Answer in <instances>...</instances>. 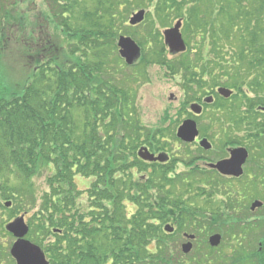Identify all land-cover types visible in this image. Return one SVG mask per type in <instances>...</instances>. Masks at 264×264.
Returning a JSON list of instances; mask_svg holds the SVG:
<instances>
[{
  "label": "trees",
  "instance_id": "obj_1",
  "mask_svg": "<svg viewBox=\"0 0 264 264\" xmlns=\"http://www.w3.org/2000/svg\"><path fill=\"white\" fill-rule=\"evenodd\" d=\"M28 1L0 0V210L12 202V219L29 216L30 239L51 264H169L171 243L163 224L173 212L185 215L188 207L164 198L151 200L148 190L156 184L154 178L141 182L146 168L131 159L142 138L114 136L146 130L131 119L128 96L97 78L104 72L99 55L109 47L116 50L119 31L112 28V12L120 0H98L85 10V28L72 25L73 5L52 0L61 9L53 11L57 27L71 41L70 52L63 56L54 53L61 49L57 42V47L44 44L46 38L24 29L20 8ZM202 1L222 6L219 17L225 21L216 25L218 30L212 25L218 18L209 22L211 13L205 16L206 25L190 23L193 12L186 7ZM151 8L161 21H170L173 13L185 22L188 52L169 62L163 45V66L194 79L187 87H202L209 78L215 86L236 92L235 99L242 96L250 110L264 109V0H135L129 11L146 9L152 18ZM220 32L226 34L224 48L217 39ZM193 44H201L196 52L201 68L189 56ZM100 46L104 48L93 52V59L88 56ZM229 54L231 59L226 58ZM11 60L23 65L24 84L11 82L6 70ZM251 91L256 100L250 98ZM259 126L252 130L259 137L256 142L264 140V123ZM103 141L113 146L107 149ZM135 165L138 172L130 170ZM46 168L52 171L47 190L39 195L32 179ZM78 177L92 181L87 190H79ZM131 202L137 209L129 216ZM155 242L159 247L154 251Z\"/></svg>",
  "mask_w": 264,
  "mask_h": 264
},
{
  "label": "rangeland",
  "instance_id": "obj_2",
  "mask_svg": "<svg viewBox=\"0 0 264 264\" xmlns=\"http://www.w3.org/2000/svg\"><path fill=\"white\" fill-rule=\"evenodd\" d=\"M97 1L58 0L57 3L68 4V8L73 5L72 11L75 15L71 19L72 25L85 28L88 20L86 21L87 18L85 19L83 13L85 10H91ZM100 1L107 4L106 0ZM128 1L134 4L135 0ZM131 4H128L127 0H120L119 6L114 9L115 12H112L115 16L112 28L115 29L114 31H121V33L128 32L130 38L138 45H142L144 56L135 66L127 67L124 61L119 59V52H114L110 47L107 50L104 49L99 55L104 72L97 74V78L98 82L108 80L117 93L119 90L127 93L128 102L131 103V119L138 121L146 130L145 136L142 138L144 145L139 147V153L145 157H149L150 154L157 160L151 161L150 169L148 166L147 173L141 175V182L144 181L143 176L154 178L153 182L156 184L148 190L151 200L159 202L160 198H164L169 204L176 203L178 207L185 204L188 207L187 212L183 211L186 213H184V220L180 216L174 221V223L178 221L182 233L176 234L171 227H169L171 232L169 228H164L165 236L170 241L172 250L169 264H264V207L252 210L257 201L264 204V185L261 186L260 181L253 178L255 174L252 169L255 167L256 171L264 172V140L260 139V142H256L255 139L259 137L253 135L255 131H252L253 128L261 129L259 125L264 123V115H262L264 109L259 111L258 107H255L250 110L249 104L245 99H242V96L236 99L233 96L230 100L215 96L214 105L208 107V113L206 109L203 111L202 102L206 97L213 96L212 93L218 91L219 88L209 78H205V87L199 90H195V84H190L193 88L187 87V82L183 77L177 76L176 79H172L168 75L166 69H163L161 65L163 61L159 58L161 57L159 52L164 45L165 31L174 28L178 22H182L181 32L183 36L185 35L186 27H183V20H176L172 13L173 18L170 21H161L151 8L152 18L146 17L144 23L139 27L130 28L129 20L134 13H139L137 9L129 11ZM186 9L193 12L190 23L194 27L200 24L206 25L205 16H208L209 13H211L209 22L218 18L212 23L214 28L225 21L223 15L219 17L222 6L214 2L202 1V3L191 5ZM20 10L25 19L24 29H28L38 39L46 38L43 40L44 44L56 46L57 42L62 50L56 46L57 51H53L56 55L63 56L65 52H70L71 41L67 40L65 34L60 31L53 17V11L56 13L61 11L56 2L29 0L28 3L21 5ZM190 35L191 33H188L189 41L192 44ZM118 36H114V40L117 42L119 41ZM211 37L216 41L215 35H211ZM219 38L222 48H224V44L227 46L225 32H220V35L217 36V39ZM200 46L201 44H193L189 56L201 68L198 62L199 57L196 55ZM103 48L102 46L94 48L88 52V56L92 58V54L96 51L100 53ZM222 53L224 52L222 51ZM166 55L169 60L171 55L168 51ZM226 58L231 59L232 54ZM6 66L11 82H14L15 85L25 83L22 81L25 73L21 63L11 60ZM194 69L201 71L198 67ZM250 98L256 100L257 94H253L251 91ZM122 101L124 102V99ZM254 110H258L257 115ZM188 121L197 123L199 135L208 139L213 145V148L209 149L210 152L198 151L194 144L196 140L185 142L179 139L178 130ZM249 122L254 123V127L248 124ZM157 132L161 134H157ZM120 135L122 136V134H118V136ZM132 135L130 134V136ZM155 136L157 137L153 142ZM181 142H185V144L183 145ZM235 148L245 151L249 149L247 151L248 158L244 164L245 170L242 175L235 178L239 180L230 181L227 176H215L220 169L214 164L209 167L211 169L205 170L211 173H204L208 178H203L202 174L208 162L214 159L220 160V164L228 160L233 153L230 151ZM144 161L147 160L144 159ZM152 162L155 166L151 169ZM130 170L133 171V168ZM51 171L46 168L41 172V176L32 179L39 195L47 190L46 180ZM167 171L170 172L167 173ZM136 176L140 177L139 174ZM167 179L172 183H167ZM76 183L80 191H85L90 187L92 181L79 177L76 179ZM134 203L129 204V216L134 214L137 209ZM11 208L6 207V210H0V231H2V224L6 226L16 220L11 218ZM228 213L242 215L243 220H239L238 225L233 227L235 218H222V216H229ZM28 217L26 215L27 222ZM231 228L235 230L231 232ZM244 228L245 230L238 231ZM9 235L0 232L2 249L9 246L11 250L12 245L18 242L14 236L13 239ZM213 237L221 238L220 248L212 250L209 241ZM27 239H30V235H27ZM185 239L188 241L184 242ZM157 243L155 242L151 248L154 251L158 246ZM184 244H191L190 253L182 252Z\"/></svg>",
  "mask_w": 264,
  "mask_h": 264
},
{
  "label": "water",
  "instance_id": "obj_3",
  "mask_svg": "<svg viewBox=\"0 0 264 264\" xmlns=\"http://www.w3.org/2000/svg\"><path fill=\"white\" fill-rule=\"evenodd\" d=\"M145 12H140L135 15L131 20V25L136 26L144 21ZM181 23H179L175 29L165 32L166 44L170 47L172 53H180L186 50L183 37L180 34ZM121 48V55L127 60L129 65H132L140 56V49L134 41L129 38L122 37L119 42ZM219 93L221 96L229 99L232 96V92L226 89H220ZM179 139L185 142H193L199 136L197 124L194 122H185L178 130ZM202 147L206 150L211 149V144L206 140L202 142ZM142 158L149 161H157L154 156L149 154V157H145L140 154ZM248 158V153L245 150H235L232 153V159L224 161L218 164L219 171L225 175H234L239 177L243 174V165ZM11 203L6 204L7 208L11 207ZM262 203L256 202L252 210L261 208ZM6 229L13 234L17 239L12 249V256L17 261V264H49L46 260L44 252L36 245L26 241L25 237L29 234L30 228L26 224L25 216L16 219L11 224H8ZM171 232V230H169ZM221 244L220 237H213L210 241V245L214 248L219 247ZM192 249L191 244L183 246V252L185 254L190 253Z\"/></svg>",
  "mask_w": 264,
  "mask_h": 264
},
{
  "label": "flooded vegetation",
  "instance_id": "obj_4",
  "mask_svg": "<svg viewBox=\"0 0 264 264\" xmlns=\"http://www.w3.org/2000/svg\"><path fill=\"white\" fill-rule=\"evenodd\" d=\"M213 99H215V95H213V96H211ZM211 97H206V99L202 102L203 104H201V106H202V108H203V111H205V109H206V111H207V113H208V107H212L213 105H214V102L212 103L211 102V100H209ZM208 103H207V102ZM210 111V110H209ZM206 113V114H207ZM140 136H142V137H144L145 136V134H141ZM204 138L203 137H201V138H199V139H197L196 140V142L194 143L195 144V146L197 147V149H198V151H200V152H204V150H202L201 149V147H200V143H201V141L203 140ZM127 145L129 144V145H131V143H126ZM142 145H144V144H141L140 145V147L142 146ZM138 152H139V150H136V153H137V160L135 159V162H138V163H144V164H146V166L148 167L149 166V169H150V162H146V161H143V160H141L140 158H139V156H138ZM230 157V156H229ZM219 161L220 160H212V161H210V162H208V165H207V167L204 169V172H203V174H202V176H203V178H205V179H207L208 177L207 176H205V174H211V173H208V171H205V170H208V168L211 166V165H215V164H217V163H219ZM224 161V160H223ZM221 162V161H220ZM153 166H155L153 163H151V169L153 168ZM251 168V167H250ZM249 168V169H250ZM209 169H211V168H209ZM252 169L254 170L253 171V173L255 174L254 175V177L253 178H255V179H257V181H260V183L259 184H262L263 182H264V172H262L261 174H259V176H258V178H257V175H258V171H256V168L255 167H252ZM134 170H136V172L138 171V168L137 167H135L134 168ZM217 172V171H216ZM205 173V174H204ZM172 174V173H171ZM213 174H215V173H213ZM143 175V174H142ZM215 176H222V175H220V173H218L217 172V174H215ZM225 177V176H224ZM252 178V177H251ZM226 179V178H225ZM227 179H229L230 181H236V180H239V179H235L234 177H227ZM256 183V182H255ZM229 214V216H222V218H228V219H232L231 217H233V218H235L234 220H235V223H234V226L233 227H236L237 225H238V221L239 220H241L242 219V215H240V216H237V214H232V213H228ZM243 220V219H242ZM174 226H175V224H173ZM225 225H227V224H225ZM231 227V226H230ZM175 228H176V226H175ZM177 229V228H176ZM235 229H233V228H231L230 229V231L232 232V231H234ZM243 230H245V228L244 229H239L238 231L240 232V231H243ZM251 230V229H250ZM1 233H3L4 235H6V233H8L6 230L4 231V230H2V231H0ZM6 232V233H5ZM9 235V234H8ZM10 236V235H9ZM12 237V236H11ZM14 239V238H13ZM186 242V241H185ZM4 246V245H3ZM13 246V245H12ZM11 249H12V247H11ZM5 251V254H3V252ZM8 263V264H16V262H15V260L12 258V256H11V250H10V248H9V246H7L6 248H4V249H2V246H0V264H4V263Z\"/></svg>",
  "mask_w": 264,
  "mask_h": 264
}]
</instances>
